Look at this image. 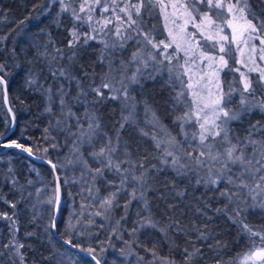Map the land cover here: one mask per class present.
I'll return each instance as SVG.
<instances>
[{
    "label": "snow or ice",
    "instance_id": "1",
    "mask_svg": "<svg viewBox=\"0 0 264 264\" xmlns=\"http://www.w3.org/2000/svg\"><path fill=\"white\" fill-rule=\"evenodd\" d=\"M261 2L264 3V0ZM58 3L60 4L58 17L60 14L68 13L73 21L69 30L71 39L66 41L68 52L65 53L62 48L55 47V41L48 34V39L42 46L31 41H23L29 50L35 49L36 63L25 57L27 68L23 64L15 65L18 69L17 75L20 72L24 73L22 86L40 91L44 98V111L51 117L49 125L44 129L42 137L44 144L26 145L12 140L3 145L41 161H44L45 157L38 153L46 155L49 149L57 151L55 161L52 159L46 161L50 166L49 170L54 173L53 195L46 201H37L51 206L45 232L48 234L59 232L56 216L61 205L60 189L62 184L69 183V180L61 181L60 176L55 175L58 166L63 170L67 165H79L84 185L80 194L83 195L86 191L87 199L90 201L88 206H95L97 209L94 214L89 213L87 217L89 225L96 223L92 219L93 215L107 220L111 218L115 209L123 207L124 215L115 221L112 228V235L122 239L125 231L123 224L129 222L128 209L133 201L142 205L136 213L137 218L131 221L132 226L127 230L130 239L123 240L126 248L120 250L122 255L131 254L133 246H140L139 234L145 232L150 234L152 230L161 233L163 238L169 241L173 234L184 235L189 244L183 250L184 264H199L204 258V253L202 245L198 246L196 241L215 239V228H210L209 225L224 217L236 225L238 231L253 243L255 250L246 254L244 261L259 260L264 264V228L256 229L247 222L249 214L257 211L264 214V123L259 120L255 123L250 122L244 136L236 134L232 128L233 122H242L257 111L264 115V65L256 64L255 56L249 57L252 67L242 59L233 61L241 64L246 71L229 65V59L233 58L232 45L236 44L237 51L243 56V49L239 45L247 46L250 40L255 39H259L260 42L259 60L264 61V12L257 13L253 10L250 0H235V3L229 2L226 6L222 0H187L180 5L185 17L183 26L178 28V32L169 30L167 37L158 39L153 30L147 28L142 12L150 11L157 4H162V0L135 2L125 0L122 6L117 0H111L110 3L109 0H69L68 3L65 0H58ZM77 3L78 10L75 7ZM201 7L206 10L202 12ZM225 7L227 13L231 14L230 19L224 15ZM97 8L101 13L110 12L111 15L96 20L93 13ZM54 22L59 24V19ZM189 23L196 31L192 33L186 31ZM84 24L88 25V32L80 31ZM225 27L231 29L230 36L222 34ZM197 35L206 43L201 44L200 40L196 39ZM5 39L7 37H0V41ZM90 41L101 45L98 63L107 68L100 76L99 83H96V74L90 73L85 65L80 63ZM208 41H214L212 49L219 45L218 52L209 54V50H206ZM129 42H134L135 50L125 60L122 54ZM169 48H173V52L169 53ZM250 51L257 52L254 44ZM118 52L121 54L119 57L116 55ZM16 53L17 49L13 48L10 58L15 60ZM180 53H183V57L179 55ZM197 60L201 64L207 61L206 67L211 69V73L210 75L205 73L201 81L207 79L209 84L214 83L216 92L213 94L209 91L210 98L205 102L198 92L191 91L190 105L187 96L194 87L192 66L196 65ZM40 64H43V67H39ZM45 68L51 77V82L47 85L40 83ZM226 69L239 73V83L242 87L228 85L225 91L220 74ZM251 73L256 75L253 76ZM165 75L166 85L175 93L165 100V104L171 103L173 108L185 109L182 115H177L173 120L174 125H179V135L183 139H178L162 124L157 111L147 100L137 101L133 95L136 88L143 89L145 80L155 81ZM47 78L45 77L46 80ZM201 81H196V84L199 85ZM11 82L8 63L0 61V94L5 101ZM237 94L238 106L232 107L234 96ZM108 101H116L121 105L120 119L112 125L111 132L100 114L101 106ZM138 103L144 106L145 117L151 131L139 127L136 119ZM76 106L83 107L82 116L74 111ZM11 111L9 108V112ZM188 125L197 130L191 132L186 130ZM127 128H135L140 137L147 138L152 148L145 149L141 155L139 141L131 135L125 138ZM61 135L64 137L63 146L71 145L66 161H62L58 156V150L62 146L57 138ZM168 170L184 179L190 178L189 173L193 174L196 177L195 184L203 185L207 190L199 198L195 196V189L191 194L192 199L196 201L197 206L194 210L200 218L199 223L193 221L189 225L179 218L185 215L181 205L189 193L187 189L178 190L175 179L171 182L165 179L160 181L162 188L155 187L160 174ZM9 172H12L11 168ZM201 172L204 175H201ZM12 183L15 185L17 181L13 179ZM32 183L33 181H28L29 185ZM99 183L111 189L103 197H100V188L97 186ZM41 191L40 188L36 189L37 197ZM149 191L160 193L158 199L164 202L166 222L157 218L153 212L152 202L148 198ZM208 192L212 193L211 197L208 196ZM213 200L222 202V206L213 208ZM9 203L15 209L18 202ZM84 207L82 203L81 208ZM188 207L191 210V206ZM33 208L35 209L36 205H33ZM0 215L11 220L13 225L16 224V220L7 213ZM33 218L35 219V214ZM72 220L73 216H70L65 225L66 231H75L77 236H84L86 231L88 235H92L88 229H77V224L72 223ZM77 223L82 224L79 219ZM103 227L101 223L100 228ZM17 231L18 228L13 230L11 246L23 264L24 257L20 254V249L24 245L15 241ZM99 235L100 233L96 234L97 245L89 244L88 247H83L72 235H68L60 242L62 250L58 249L59 258L55 264H65V261L67 264H77L69 249L86 253L93 264H107L102 254L106 251L105 243L110 245L111 236L107 241H103L99 240ZM256 239L260 241L258 248L255 247ZM224 246L221 241L215 240V247ZM207 247L212 249L214 246L208 244ZM152 254L155 258L154 250ZM139 259L143 260V257ZM165 264H174V261L166 260ZM217 264L222 262L217 261Z\"/></svg>",
    "mask_w": 264,
    "mask_h": 264
},
{
    "label": "trees",
    "instance_id": "2",
    "mask_svg": "<svg viewBox=\"0 0 264 264\" xmlns=\"http://www.w3.org/2000/svg\"><path fill=\"white\" fill-rule=\"evenodd\" d=\"M123 1L125 2V0ZM132 2H135V0H132ZM51 3V7L44 11L45 3L43 0H0V37H7V39L0 41V61L8 63L9 78L12 81L7 91L9 106L12 109L11 114L7 111L3 95L0 94V214L7 213L9 217L16 220V224L13 225L11 220L0 215V264H21L20 256L16 254L15 249L11 246L13 243V230L16 228H18V231L15 232V241L24 245L20 249V254L24 257L23 264H55L56 259L59 258L58 249L62 250L60 242L63 241L62 239H66L68 235H72L75 241L83 247H88L90 244L85 236L77 238L75 231L69 232L65 229V225L70 217L68 207L69 204H72V199L73 205L77 207L81 201L84 203L90 202L87 199L88 193L86 191L83 195L80 194L84 187L81 181L80 166L67 165L63 170L59 169L58 166L55 175H59L61 181L65 179L69 180V183L67 185L62 184L60 189L61 205L56 216L59 232L48 234L45 232V227L49 223V209L51 206L45 203L37 204L36 186L33 184L29 185L28 181H34L38 176L37 173H39L47 184L42 192V197L46 201L53 195L54 184L52 182L54 180V173L49 170L50 166L47 165L46 161L48 159L55 161L57 151L49 149L46 155L38 153V155L45 157L44 161H41L29 158L26 153L17 149L3 146L12 140L26 145L44 144L42 139L44 129L49 125L51 117L44 111L45 103L40 91L22 86L24 73L20 72L17 75L18 69H16L15 65L23 64L27 68L25 57L36 63L34 60L35 49L29 50L27 44L23 41H31L42 46L41 42L45 43L47 41L48 34L55 41V47L62 48L65 53L68 52L66 41L71 39L69 30L72 28L73 23L67 16H54L53 8L60 4L58 0H54ZM250 3L253 10L257 13L264 12V3L261 0H250ZM57 19H59V24L54 22ZM80 31L86 32L83 26H81ZM250 42H255L260 46L259 39L251 40ZM94 43L89 42L86 54L81 57L80 63L84 64L90 73L94 72L96 74V83H99L100 76L107 68L98 63L100 49ZM13 48L17 49V58L15 60L10 58ZM42 50L43 48L41 47ZM49 51H52L51 45L49 46ZM39 67H43V64H40ZM45 77H48L47 80ZM166 81L167 75L158 77L155 81L145 80L143 89L136 88L133 95L136 96L137 101L147 100L157 111L162 124L177 136L178 139H183L178 135L179 125H174L173 120L177 115H182V111H185V109L183 107L173 108L171 103L165 104V100H168L171 95L175 94L171 87L166 85ZM50 82L51 77L45 68L40 77V83L47 85ZM89 99H91V96ZM139 107L144 109L143 104L139 103ZM120 110V105L116 101H108L100 108L103 122L110 132L112 125L120 119ZM74 111L77 112V115L82 116L84 109L81 106H76ZM257 120L264 123V115L258 111L248 116L242 122H234L232 128L244 136L249 123H255ZM138 124L140 128L147 130L144 124ZM188 131L191 132L192 130ZM129 135L139 141L141 155L144 154L145 149L152 148L147 138L140 137L135 128L126 129L125 138L127 139ZM57 139L58 143L62 146L58 150L59 159L66 161L69 158V148L71 145L63 146V135ZM152 162L156 163V161ZM10 168L12 169L11 173L9 172ZM189 177V179L177 177L175 173L168 170L160 174L155 187L162 188L160 181L167 179L171 182L175 179L178 190H188L189 196L181 205L185 215L179 218L185 224L190 225L193 221L200 222V218L194 210L197 205L196 201L192 199L191 194L193 189H195V196L197 198L201 197L207 190L203 185L197 186L195 184L196 177L193 174L189 173ZM85 178L87 179V177ZM13 179L17 181L15 185L12 183ZM97 186L100 188V197L107 195L111 191L103 183H99ZM159 194V192L153 193L149 191L148 198L152 202L153 212L157 218L164 219L166 222V217H164V202L158 199ZM208 196L211 197L212 193L208 192ZM9 202H18L17 207L13 209ZM123 202L124 197L122 195L121 205H123ZM169 202H171V197H169ZM212 204L213 208L222 206V202L217 200H213ZM33 205H36L35 209ZM188 206H191V210ZM141 207V204L133 201L132 206L128 209L129 222L123 224L125 231L122 239H117L115 235H112L115 221L123 215L122 207L115 209L110 219L103 220L101 217H98V220H96L95 232L96 234L100 233L99 240L107 241L111 236L110 245L105 243L104 247L106 251L102 254L107 260V264H111L110 260L115 255L121 254L120 250L122 248H126L123 240L130 239L127 230L131 228V221L137 218L136 213ZM34 214L35 219L33 218ZM209 214L211 215V213ZM247 222L256 229L264 228V214L260 212L249 214ZM101 223L104 225L103 228H100ZM209 227L215 228V239H209L205 242L196 241L198 246L202 245L204 253V258L200 260L199 264H217V261H221L222 264H238L237 259L240 257V254L249 247H253V243L248 237L240 233L238 227L227 221L224 217H220L215 221V224L209 225ZM30 233L32 235H29ZM56 234L62 239L58 238ZM96 234L93 233L92 235L97 241ZM216 239L221 241L225 246L221 248L215 247ZM138 243L140 246H133L130 255H135L138 259L143 257V261L152 264H165L166 260L174 261V264H184L183 250L189 246L187 238L182 234H173L171 241H169L164 239L161 233L152 230H150V234L149 232L139 234ZM258 243L259 240L256 239L255 246ZM208 244H212L214 247L209 249L207 247ZM152 250L156 252L155 258L153 257ZM78 254L82 257L84 264H93L90 257L80 252Z\"/></svg>",
    "mask_w": 264,
    "mask_h": 264
},
{
    "label": "rangeland",
    "instance_id": "3",
    "mask_svg": "<svg viewBox=\"0 0 264 264\" xmlns=\"http://www.w3.org/2000/svg\"><path fill=\"white\" fill-rule=\"evenodd\" d=\"M53 1L54 0H43V2L45 3L44 11H46L47 8L49 9L51 7V4H52L51 2H53ZM65 2L68 3L69 0H65ZM110 2H111V0H109V3ZM123 2H124L123 0H117V3H120L121 6H122ZM186 2H187V0H162V4H157L150 11H143L142 15L144 17L147 28L152 29L154 34L157 36L158 39H163V38L167 37L169 30H172L173 32H178V28L180 26H183V20L185 18L184 14H183V9L180 7V5L184 4ZM229 2L235 3V0H222V3H224L225 6ZM173 5H175V7H173ZM75 7L78 10L79 4L77 3L75 5ZM53 9H54V12H53L54 16L58 17L57 14L60 11V5H58L57 7L53 8ZM205 10H206V8H204V7L201 8L202 12ZM223 12H224V15L228 19L231 18V14L227 13L226 7L223 9ZM93 15H94V18L96 20H101L102 16L108 17L111 15V13L110 12L101 13L100 9L97 8L96 11L93 13ZM59 16L60 17L61 16H67L68 19L70 21H72V19L70 18L68 13H63V14H60ZM213 18L215 19V17H213ZM173 21H175V23H173ZM197 22H199V18H197ZM72 23H73V21H72ZM217 23H219V21H217ZM82 26L85 28L86 32L89 31V27L87 24H84ZM109 27H112V25H109ZM186 31L188 33H192L196 30L194 29L193 25L191 23H189L186 26ZM222 34L230 36L231 29L225 27L224 33H222ZM196 39L200 40L201 44L206 43L199 35H197ZM250 41H249L247 46H245L244 44L239 45V47L241 49H243V56H241L240 52L237 51V45L236 44L232 45L233 58L229 59L230 67L241 68L242 71H246V69H244L241 64L233 63V61L242 59V60H244L245 63H247L249 65V67H252L253 66L252 62L249 60L250 56H255L256 64L264 65V61L259 60V55L261 54L259 52L260 46L258 44H256L255 42H250ZM90 42H95V41H90ZM178 42H180L179 37H178ZM212 43H214V41H208L207 42L206 50H209V54H215L216 52H218L219 45L217 44L216 48L212 49L211 48ZM41 44L43 45L44 43L41 42ZM94 44L98 45L99 49L101 48V45H99L98 43L95 42ZM253 44L257 48L256 53H252L250 51ZM134 50H135L134 42H129V45L126 47V49L124 50V52L122 54L123 59L127 60L131 56V53ZM168 52L169 53L173 52V48H169ZM124 54H126V55H124ZM116 55H117V57H119L121 54L118 52ZM179 55L181 57H183V53H180ZM226 59H228V57H226ZM173 63H175V61H173ZM181 63H183V60H181ZM206 65H207V61H205L203 64H201L200 61L197 60L196 65L192 66V76H193L192 82H193L194 87L192 90L189 91V94L187 96V99H188L190 105H191V100H192V96L190 94L191 91L198 92L200 94V96H202L204 98L205 102H207L210 98L209 97V91H211V93H213V94H215V92H216L214 83L209 84L207 79L201 81V77L204 76L205 73H208L209 75L211 73V69L206 67ZM251 75L255 76L256 73H251ZM220 77H221V81L223 83L225 91H227L228 85H232L233 87H242V85H240V83H239V73L238 72H230L226 69L224 72H222L220 74ZM185 79H187V77H185ZM99 80H100V78H99ZM196 81H201V83L199 85H197ZM205 85H207V86H205ZM238 100H239V96L237 94L234 96V103H233L232 107L238 106ZM118 104L120 105L119 102H118ZM192 107H195V106L192 105ZM120 109H121V105H120ZM120 112H121V110H120ZM136 112H137V115H136L137 122L145 125V128L147 129L145 131H151L152 129H151V126L147 123V119L145 117L144 109L139 107V103L137 104ZM182 112H184V111H182ZM119 115H121V113ZM262 118H263V116H262ZM186 130L196 131L197 128H194L191 125H188V126H186ZM234 132L236 134L240 135L238 131H234ZM179 134H180V127L178 126V135ZM179 136L181 138H183L181 135H179ZM240 136H242V135H240ZM249 151H251V149H249ZM200 174L204 175L203 172H201ZM32 184L36 186V189L37 188L42 189L41 194H40L41 196L37 197V194L35 193L36 194V202L38 200L45 201V199L42 197V192L45 189V187L47 186V184L44 182V179L40 175H38ZM60 197H61V195H60ZM82 203L85 205V207L83 209L81 208ZM89 203L90 202L84 203L83 201H81V203L77 207V206L73 205V199H72V204H69V207H68L69 208V214H70V216H73L72 223L77 224V229H79V230L88 229L91 231L92 234L93 233L96 234V232H95L96 231L95 230L96 225L95 224L89 225L87 217H88L89 213L94 214L97 209L95 206L89 207L88 206ZM37 204L39 205V203H37ZM40 204H42V203H40ZM122 209H123V207H122ZM122 212L124 215V209L122 210ZM257 212H259V211H257ZM77 219H79L82 222V224L77 223ZM92 219L95 220V222H96V220H98V217L93 215ZM103 220H105V219H103ZM84 236L87 238V240L89 241V243L92 246L97 245V241L94 239L93 235H88V232L86 231ZM76 237L80 238L82 236L76 235ZM255 247L256 248L260 247V241ZM69 250L73 253L74 257L76 258L77 264H84L82 257L78 254V251H74L72 249H69ZM253 250H255L254 247H249L248 249L243 251L242 254H240V257L237 259L238 264H261V261H259V260H255L254 262L253 261H247V262L244 261V256ZM110 261H111V264H147L148 263V262L146 263L143 260L140 261L138 258H136L135 255H130V254H125V255L117 254ZM65 264H67V261H65ZM148 264H152V263H148Z\"/></svg>",
    "mask_w": 264,
    "mask_h": 264
},
{
    "label": "water",
    "instance_id": "4",
    "mask_svg": "<svg viewBox=\"0 0 264 264\" xmlns=\"http://www.w3.org/2000/svg\"><path fill=\"white\" fill-rule=\"evenodd\" d=\"M5 106H6V108H7V111L9 112V108H10V106H9V102H8V96H7V99H6V101H5ZM10 114H11V112H9ZM35 159V158H34ZM37 160V159H36ZM61 198V197H60ZM56 236L58 237V238H60V239H62L61 237H59L57 234H56ZM62 240H64V239H62ZM76 251H78V250H76ZM78 252H80V251H78ZM80 253H83L84 255H87L86 253H84V252H80ZM88 256V255H87ZM89 257V256H88Z\"/></svg>",
    "mask_w": 264,
    "mask_h": 264
},
{
    "label": "bare ground",
    "instance_id": "5",
    "mask_svg": "<svg viewBox=\"0 0 264 264\" xmlns=\"http://www.w3.org/2000/svg\"><path fill=\"white\" fill-rule=\"evenodd\" d=\"M76 251V250H75Z\"/></svg>",
    "mask_w": 264,
    "mask_h": 264
}]
</instances>
